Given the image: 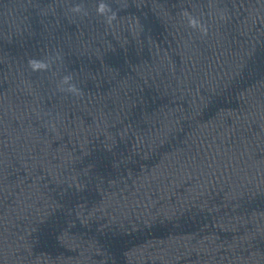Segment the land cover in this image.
<instances>
[{
	"label": "water",
	"instance_id": "95a60500",
	"mask_svg": "<svg viewBox=\"0 0 264 264\" xmlns=\"http://www.w3.org/2000/svg\"><path fill=\"white\" fill-rule=\"evenodd\" d=\"M0 264H264V0H0Z\"/></svg>",
	"mask_w": 264,
	"mask_h": 264
},
{
	"label": "clouds",
	"instance_id": "9594fccd",
	"mask_svg": "<svg viewBox=\"0 0 264 264\" xmlns=\"http://www.w3.org/2000/svg\"><path fill=\"white\" fill-rule=\"evenodd\" d=\"M106 9H107V5L104 3H100L98 8H97V12L98 13H104ZM76 10L79 11V8H77ZM108 10L110 11V9H108ZM112 19H115V13H113L112 16L109 18V22ZM29 65L33 68V70L45 67V65H43L42 63H40L38 61H34V60H30Z\"/></svg>",
	"mask_w": 264,
	"mask_h": 264
}]
</instances>
